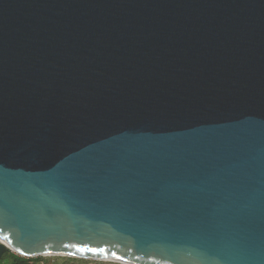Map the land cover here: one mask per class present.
Masks as SVG:
<instances>
[{
  "label": "water",
  "instance_id": "1",
  "mask_svg": "<svg viewBox=\"0 0 264 264\" xmlns=\"http://www.w3.org/2000/svg\"><path fill=\"white\" fill-rule=\"evenodd\" d=\"M9 252L264 264V0H0Z\"/></svg>",
  "mask_w": 264,
  "mask_h": 264
},
{
  "label": "rangeland",
  "instance_id": "2",
  "mask_svg": "<svg viewBox=\"0 0 264 264\" xmlns=\"http://www.w3.org/2000/svg\"><path fill=\"white\" fill-rule=\"evenodd\" d=\"M44 261L41 264H118L113 262H103V261H95L81 258H72V257H43ZM0 264H10V259L4 256L0 262Z\"/></svg>",
  "mask_w": 264,
  "mask_h": 264
},
{
  "label": "trees",
  "instance_id": "3",
  "mask_svg": "<svg viewBox=\"0 0 264 264\" xmlns=\"http://www.w3.org/2000/svg\"><path fill=\"white\" fill-rule=\"evenodd\" d=\"M4 256L10 259V264H41L46 261L44 260V258H25L10 252L5 254Z\"/></svg>",
  "mask_w": 264,
  "mask_h": 264
},
{
  "label": "snow or ice",
  "instance_id": "4",
  "mask_svg": "<svg viewBox=\"0 0 264 264\" xmlns=\"http://www.w3.org/2000/svg\"><path fill=\"white\" fill-rule=\"evenodd\" d=\"M65 247H68V245H65ZM79 251L83 252L84 249L83 248H78ZM88 252L90 253H93V254H98L100 251H103V250H97V249H94V248H88L87 249ZM113 256H115L116 254L113 253L112 254ZM117 259H122L121 257H116Z\"/></svg>",
  "mask_w": 264,
  "mask_h": 264
},
{
  "label": "bare ground",
  "instance_id": "5",
  "mask_svg": "<svg viewBox=\"0 0 264 264\" xmlns=\"http://www.w3.org/2000/svg\"><path fill=\"white\" fill-rule=\"evenodd\" d=\"M72 258H78V257H72ZM81 259L95 260V259H89V258H81ZM95 261L113 262V261H108V260H95ZM113 263H117V262H113ZM118 264H124V263H118Z\"/></svg>",
  "mask_w": 264,
  "mask_h": 264
}]
</instances>
